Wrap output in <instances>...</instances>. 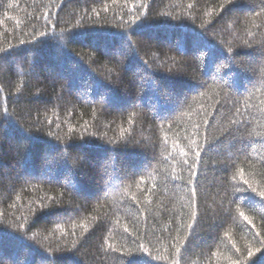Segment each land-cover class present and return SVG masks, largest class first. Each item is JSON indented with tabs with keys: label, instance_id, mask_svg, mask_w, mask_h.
<instances>
[{
	"label": "trees",
	"instance_id": "16d2710c",
	"mask_svg": "<svg viewBox=\"0 0 264 264\" xmlns=\"http://www.w3.org/2000/svg\"><path fill=\"white\" fill-rule=\"evenodd\" d=\"M0 264H264V0H0Z\"/></svg>",
	"mask_w": 264,
	"mask_h": 264
}]
</instances>
